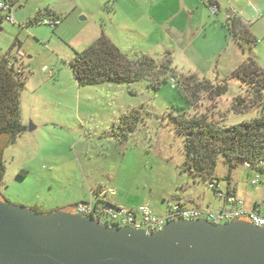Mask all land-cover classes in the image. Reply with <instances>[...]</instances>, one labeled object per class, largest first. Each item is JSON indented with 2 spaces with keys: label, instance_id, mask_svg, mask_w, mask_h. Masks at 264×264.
<instances>
[{
  "label": "rangeland",
  "instance_id": "rangeland-1",
  "mask_svg": "<svg viewBox=\"0 0 264 264\" xmlns=\"http://www.w3.org/2000/svg\"><path fill=\"white\" fill-rule=\"evenodd\" d=\"M218 1L221 9L217 13L207 10L208 36L197 40L195 46L202 48L203 54L213 55L218 44L227 43L226 23L233 11L249 23L258 39L252 55L264 68V0ZM20 3L23 7L13 16L15 25L0 22V55L7 54L14 44L26 55L28 79L21 98L22 114L24 123L33 130L28 129L9 146L5 138L0 140V149L5 147L0 196L14 205L39 204L52 210L84 202L91 191L114 190L134 205L150 206L157 215L180 201L187 207L209 204L218 209L222 203L210 189L211 181L184 170L185 138L178 133L173 117L208 114L230 127L264 115V102L248 112L232 111L234 100L248 94L245 84L231 78L234 55L246 60L240 46L228 38L231 44L221 58L210 57L195 67H190L180 52H171L178 73L197 74L213 84L227 81L224 97L210 102L203 94L196 108L171 73L159 90L150 89L145 81L80 87L69 62L106 28L117 29L119 17L112 19L113 9L103 0ZM46 10L60 15L57 29L45 24L51 21L45 14L41 23H30ZM139 25V34L122 41L124 51L132 58L144 53L161 61L165 54L160 45L162 36L148 40L149 23ZM132 50L139 53L130 54ZM131 128H135L133 133ZM24 170L27 176L19 177ZM229 175L231 188L237 189L241 198H264L262 184H251L255 171L239 166L230 174L220 156L213 181H220V188L227 191Z\"/></svg>",
  "mask_w": 264,
  "mask_h": 264
},
{
  "label": "trees",
  "instance_id": "trees-1",
  "mask_svg": "<svg viewBox=\"0 0 264 264\" xmlns=\"http://www.w3.org/2000/svg\"><path fill=\"white\" fill-rule=\"evenodd\" d=\"M44 14L57 23L56 28L62 21L55 13L46 10L45 13H39L30 23H41ZM226 29L231 39L246 55V60L231 74L232 79L248 87V94L238 96L232 105L233 112L244 113L264 102V68L252 55L258 39L253 35L250 25L236 15L228 18ZM16 47L14 44L7 54L0 55V140L5 138L7 146L15 144L18 137L28 129L23 121L21 101L26 80H19L7 66L8 57ZM69 65L80 87L103 84L131 85L145 81L150 89L159 90L161 85L168 81V75L171 73L178 79L182 92L194 108L200 104L203 94L210 102H214L228 92L226 80L213 84L195 74L178 73L173 67L170 52H166L159 62L145 54L132 58L104 33L84 51L76 53ZM137 120L138 118H134V122ZM173 120L178 133L185 138L184 170L189 174L212 182L220 156L225 158L230 174L246 164L250 165V170L264 173V165L260 164L264 160V115L230 127L215 122L208 114L193 117L177 115ZM135 128H131L130 133H133ZM125 137L127 138V134ZM4 149V146L0 149V183L5 175L2 162ZM27 174V171H21L19 177L25 178ZM227 179L230 191L231 176ZM2 199L7 201L3 197ZM32 209L39 213H49L39 207ZM63 210L70 211L69 208Z\"/></svg>",
  "mask_w": 264,
  "mask_h": 264
},
{
  "label": "water",
  "instance_id": "water-1",
  "mask_svg": "<svg viewBox=\"0 0 264 264\" xmlns=\"http://www.w3.org/2000/svg\"><path fill=\"white\" fill-rule=\"evenodd\" d=\"M0 264H264V228L179 219L149 234L0 200Z\"/></svg>",
  "mask_w": 264,
  "mask_h": 264
},
{
  "label": "crops",
  "instance_id": "crops-1",
  "mask_svg": "<svg viewBox=\"0 0 264 264\" xmlns=\"http://www.w3.org/2000/svg\"><path fill=\"white\" fill-rule=\"evenodd\" d=\"M0 1H5V0H0ZM7 1H11V0H7ZM103 1L105 4H108V6H110L113 9L112 15L114 17H112V19L119 17L115 23L118 25L117 29H114V27L106 28L105 31L103 30L104 34L108 36L112 40V42L115 45H117L123 52L125 51L124 48L122 47L123 45L122 41L133 38L132 35L135 33L139 34L141 30L139 28L140 27L139 24L141 22L149 23L148 25L149 36L146 39L153 40L152 37H155L156 35L162 36L160 45L164 53L172 52L173 54H175L176 52H180L182 57H184V60H186L187 63L190 62L191 65L190 67H195L196 65H198V63H201L202 61L206 62L209 60L210 57H213V59L216 57L221 58L228 51V46L229 44H231L230 41H228L229 40L228 38L231 39V37L227 35L226 37L227 43L218 44L216 51L213 53V55L203 54L202 48H198L195 46L197 40H200L201 37L208 36V27H207L208 7L203 4L202 0H159V1L103 0ZM20 2L15 5V8L13 10L14 17L17 8L20 9L23 7L21 6ZM219 6H220L219 7L220 10L221 9L220 3ZM50 12L55 13L57 16H60L58 13L54 11L50 10ZM233 15L241 17L239 14L235 12ZM18 16L19 19L21 20L22 16L19 13ZM229 17L230 16H228V18ZM27 19L28 18H25L23 19V21H27ZM45 22H49V21H45ZM234 43L237 44L236 42ZM125 53L128 54V52ZM131 53L137 54L139 52H137L136 50H132L130 54ZM234 59L235 61L231 68L232 71H234L240 64H242L245 61L243 60V58L240 57L238 53L234 55ZM232 190L239 199L244 201L245 206L248 209L261 211L264 214V204H263L264 198L255 197L252 199L251 198L243 199L238 195L237 189L233 188ZM91 193L92 191L90 192V196L88 199H84L82 201L84 202L89 201L91 197ZM110 194H111L110 197L111 200L115 204L123 208H134L142 205V204L140 205L132 204L126 198L119 197L117 192H115L114 190H111ZM180 202L183 205L188 206L186 205V202H182V201ZM74 205L71 206L69 204H63V206H58L52 210H48L45 207L42 208L39 204H33L32 206H28V207L29 208L39 207L40 209L46 212H54L68 208L70 210L71 207H73ZM204 205H201V207H205ZM207 207H211V206L208 204Z\"/></svg>",
  "mask_w": 264,
  "mask_h": 264
},
{
  "label": "built area",
  "instance_id": "built-area-1",
  "mask_svg": "<svg viewBox=\"0 0 264 264\" xmlns=\"http://www.w3.org/2000/svg\"><path fill=\"white\" fill-rule=\"evenodd\" d=\"M21 0L0 1V22H8L15 25L13 10L15 5ZM212 13L219 11L217 0H202ZM55 29L56 22H45ZM26 55L20 47L11 51L8 57V68L15 76L22 81L28 79L27 67L25 65ZM264 165V160L260 162ZM250 169V165L246 164ZM256 176L251 180V184L264 187V173L256 171ZM210 189L215 192L216 197L222 205L219 209L211 207H187L178 202L163 215H157L148 205H140L134 208H123L111 200L110 191H95L91 193L90 200L81 202L71 207L70 212L82 217H89L95 221L112 228L132 227L137 230H144L147 233H156L167 223L174 220L183 219L186 221L206 220L212 224H228L236 221L250 223L256 227L264 228V214L261 211L251 210L245 206L244 201L239 199L232 190L224 191L220 188V182L212 181ZM113 193V192H111ZM121 220V222L119 221Z\"/></svg>",
  "mask_w": 264,
  "mask_h": 264
},
{
  "label": "flooded vegetation",
  "instance_id": "flooded-vegetation-1",
  "mask_svg": "<svg viewBox=\"0 0 264 264\" xmlns=\"http://www.w3.org/2000/svg\"><path fill=\"white\" fill-rule=\"evenodd\" d=\"M0 200H3V199H2V196H0ZM3 201H4V200H3Z\"/></svg>",
  "mask_w": 264,
  "mask_h": 264
}]
</instances>
